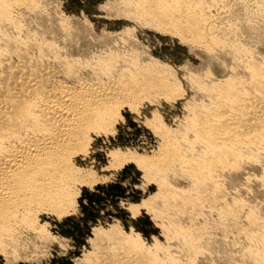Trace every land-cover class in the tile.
<instances>
[{"label":"rangeland","instance_id":"obj_1","mask_svg":"<svg viewBox=\"0 0 264 264\" xmlns=\"http://www.w3.org/2000/svg\"><path fill=\"white\" fill-rule=\"evenodd\" d=\"M124 1L27 0L24 6L13 9L12 16L16 18L13 20L18 21L16 23L11 20L15 25L0 18V70H8V67L31 70L44 67L48 70H92L101 62L105 65L111 61L116 66H112L113 70L118 73L128 68L134 70L132 66H135L134 71L144 69L149 74L154 72L151 75L156 77L162 75L158 76L163 78L161 80H169L167 82L171 85L176 84L175 88L180 86L176 90L183 96L181 101L178 99V103H175L176 100H172L170 103L163 99L169 106L162 98L151 96L147 100L148 104H153L149 105L153 108L150 109L145 104L146 107L142 109L147 122L149 121L145 122L147 126L139 124L131 114L124 113L127 122L120 127L122 132L120 130L119 136L126 139L130 146L143 144L145 148L149 146L148 150H154L158 135L153 134L155 131L157 134L164 133L166 126L167 133L170 131L173 134L171 140L172 136L179 137V142L176 137L173 138L176 144L173 140L172 142L176 147L181 143L178 148L182 152L185 148L189 149L184 146L191 144L196 138L192 143L196 152L187 150L188 156L185 155L184 159L198 157L197 152L201 153L203 148L196 143L198 140L195 132L191 133L193 117H190L193 116L194 105L200 106L207 98L202 91L197 90L199 86L196 83L199 82L200 85L201 81L205 84L225 79L230 75V70H244L243 63L248 56L260 59L264 55V0H204L207 3H203L207 7L204 9H209L205 12L211 16L209 18L214 28L212 33L209 29L206 32L208 31V37L215 36L218 41L212 50L174 37L155 22L150 23L139 18L138 9L135 6L132 8L133 5L128 0V4ZM207 1L213 4H208ZM9 42L13 45H9ZM31 42L37 43L34 44L35 48ZM220 46L229 47L223 49ZM235 47H240L242 53L233 51ZM46 49V55H40ZM232 53L236 54L234 58ZM123 60H127V63ZM239 61L242 62L241 65ZM134 62L141 66L137 68ZM236 64H239L237 68ZM146 67L150 69L146 70ZM181 86L185 87V91ZM184 94L189 98H185ZM182 99L185 101L182 102ZM181 105L186 108L183 109L185 106ZM158 111L161 116L157 115ZM187 112L189 116L186 115ZM182 115L185 119L188 117L187 121L180 118ZM184 121L187 122V129H182L186 125ZM158 124L164 128H159ZM150 126L157 128L154 131ZM188 129L191 130L189 134ZM178 133L188 135L183 137L178 136ZM166 135L170 137V134ZM180 137L185 141L182 142ZM112 143V147L115 143L118 147L119 140ZM98 148L102 154L97 161L99 167L103 168L97 172L96 179L75 189L72 206L65 214L38 218L36 224L39 228H34L35 230L33 227L29 229L26 224L18 227L20 230H16V235L4 244L5 249L0 247V264H95L100 260L116 263L124 254L134 251L138 255L149 256L148 259L155 258V262L150 260L154 264L157 259L160 264H264L263 148H245L240 151V155L230 159L227 167H223L225 170L218 168L214 171L215 175L211 174L214 182L209 181L211 176H206L207 180L190 176L178 165V160L171 165L173 167L161 165L160 169L163 170L151 171L147 168L143 172L129 161L130 157L127 159L129 163L126 160L119 161L121 165L118 161L108 159L106 153L111 147L105 143ZM112 162H115L114 165ZM229 164L231 166L228 167ZM40 228L43 230H39ZM121 239L131 244L135 241V245H132L138 247L133 248Z\"/></svg>","mask_w":264,"mask_h":264},{"label":"bare ground","instance_id":"obj_2","mask_svg":"<svg viewBox=\"0 0 264 264\" xmlns=\"http://www.w3.org/2000/svg\"><path fill=\"white\" fill-rule=\"evenodd\" d=\"M26 1L0 0L1 20H7L6 23L10 24L11 20L14 19L12 16L13 9L21 5L24 6ZM128 1L130 5H133L132 8L135 6L134 8L138 9L139 18L146 19L150 23L151 21L155 22L166 33L168 32L174 37L176 36L183 40L186 39V41L198 43L210 50L217 46L218 41L216 37L210 38L207 34L208 31L212 33L211 30L214 28L211 18H209L211 16H208L209 14L207 15V12H205L209 9H204L207 8L203 5V3H206L204 0ZM124 2L128 4L126 0ZM207 2L210 4L209 2L211 1ZM136 9L134 10L137 11ZM134 15L136 16L135 13ZM134 15L132 14L131 17ZM163 30L161 31L164 32ZM206 30L208 31L206 32ZM31 43L33 48H35L37 43H34L35 45L33 42ZM220 44L223 45L222 43ZM9 45H13V43L10 44L9 42ZM13 47H10V49H13ZM43 48L41 47V49ZM231 48L233 49V47ZM239 48L235 47L233 51L242 53L243 50ZM44 49L43 51H45ZM47 49L46 52L40 51V55H46ZM234 55L236 54H233V58ZM240 56L242 55L240 54ZM60 61L63 62L61 58ZM123 61L127 63V60ZM241 61H239V64L242 63ZM99 62L96 63L98 64ZM1 63L3 64V62ZM101 64L96 65L92 70H70L69 68H67L69 70H48L47 67L43 69L38 68V70L22 67L11 69V67H8L9 64L8 68L6 67L8 70H0V247L2 249L5 243L10 242V239L21 225L26 224L29 226V229L30 227H33V230L38 229L39 227L36 224L38 218L60 216L72 206L75 189L77 190L80 186L92 183L96 179V176H98L97 172H100V169L103 168L99 167L97 161L99 155L102 154L101 149L98 148L100 144L105 143L111 147L109 150L107 149L106 155L109 157L108 159H112L115 162L127 161L130 157L129 161L134 163L136 168L144 172L147 168H150L151 171L163 170L160 169L161 165L171 166L178 160V165L180 164V167L185 172L189 173L190 176L199 178V180L206 176L210 177L212 173L214 174L215 170L225 167L230 159H234L240 155L245 148L264 149V55L260 59L251 58V56L249 58L248 56V59L244 60L243 63L244 66L242 68L244 70H230V75L225 79L207 82L208 84H204L201 81L200 85L199 82H195L197 87L199 86V89H196L202 91L207 101L203 102L200 106L195 103L198 107L194 105L195 107L192 110L193 116L190 117H193L191 119L192 123H189L192 128L189 124L188 126L189 129H192V134L195 132L194 134H196L198 140L196 143L198 142L202 145L201 148L203 149L201 153L197 152L199 153L198 157L196 156L197 158L186 157V159L184 158L188 154V152L186 154L187 150L190 151L192 149L193 153L195 151L193 149L195 146L192 143L195 142L196 138H194V141L192 140L193 142L190 141L191 144L187 143L188 145L184 146L189 147L190 150L188 148L182 149L185 152L183 154L181 148H178L179 145L177 144V147L174 145L176 140H173V138L176 137L178 140L179 137L177 138L175 133L176 136H172V140L174 141L172 142L170 138L173 134L170 131L167 133L166 126L164 128L158 124L159 128L161 126V128L165 129L164 133L170 134V137L164 133L157 134L155 131L157 126L155 129L151 127L152 125L150 126L152 128L150 129L155 131L153 135H158L154 150H148L149 146L145 148L143 144L130 146L125 141L126 139L124 140L122 136L123 139L119 136L120 130L122 132V124L127 122H125L126 117L124 118V113L131 114L139 121V124H145L147 119L144 116L145 113L143 115L142 109L144 106L146 107L145 104L150 109L153 108L149 106H153V104H148L149 101L147 99L153 96V98H162V100L164 99L167 102L176 100V103L178 99V101H181L180 99L183 97L176 90L180 86L177 84L178 87L175 88L176 82L174 83L175 86H173L167 82L169 80H161L163 78L160 77V79L158 76L162 75H158V72L156 73L158 75L156 77L151 75L154 73L153 71L151 74L144 71V67H142L143 70L134 71L136 67L132 66L131 63L129 64L134 68V70L131 68L134 72L128 68V70L121 69L122 71L119 69L121 71L119 73L116 72L117 70H113V67L116 68V66H113L114 63L112 64L111 61L108 64L105 63V65ZM239 64H236L235 67L237 68ZM136 65L137 68L141 66ZM37 66L39 65L37 64ZM148 68L150 69V67ZM225 71L227 72V70ZM59 76L61 77L59 78ZM210 77L213 76L210 75ZM197 80L199 81V79ZM179 85L182 84L179 83ZM185 87L182 88L181 86V89L184 90ZM193 90L195 89L193 88ZM188 95L184 94V97L189 98ZM183 101L185 100L182 99ZM168 105L170 106V104ZM185 108L186 106L183 109ZM188 108L190 109L189 103ZM155 110L153 111L155 112ZM159 111L161 110L159 109ZM158 112H156L157 115H160V112L159 114ZM161 114L163 113L161 112ZM149 115H153V113H149ZM186 115L189 116V113L187 112ZM180 118L187 121L188 117L185 119L182 115ZM147 123L145 124L146 126ZM152 124L154 123L152 122ZM184 126L182 129L187 127V122ZM153 127L155 126L153 125ZM147 128L149 129V127ZM189 129L188 134L191 131ZM182 135L186 137L184 133ZM182 135L178 133V136ZM115 140H119L118 147L116 143V147H112V142ZM144 140L146 141V139ZM184 141L182 138V142ZM187 141L189 140L187 139ZM182 154L184 155L183 157ZM118 162L117 165H121V162L119 164ZM114 163L112 162L113 165ZM112 164L111 166H113ZM231 164L233 165V163ZM150 169L147 173L150 172ZM212 177L213 175L210 177L211 179L209 178V181L214 179ZM209 181H207V184ZM211 182H214V180ZM40 227L42 228V226ZM41 228L39 230H43ZM126 239L128 240V238ZM127 240L123 241L130 245L135 243L134 240L132 244ZM131 247L135 248L138 246L132 245ZM134 252H127L122 257L120 256V260L118 259L119 261L116 263H113V261L109 263L104 260H97L98 262L95 263L94 261L92 263L154 264L155 258L152 259L153 257L150 256L151 258L148 259L149 256L145 255V257L141 254L138 255L137 251ZM151 259L154 262L150 261ZM157 260L156 264H160Z\"/></svg>","mask_w":264,"mask_h":264}]
</instances>
